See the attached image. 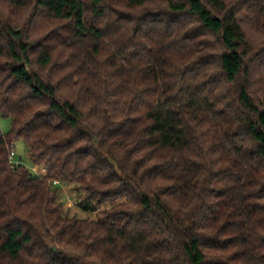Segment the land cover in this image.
<instances>
[{
	"label": "trees",
	"instance_id": "16d2710c",
	"mask_svg": "<svg viewBox=\"0 0 264 264\" xmlns=\"http://www.w3.org/2000/svg\"><path fill=\"white\" fill-rule=\"evenodd\" d=\"M0 116V264H264V0H0Z\"/></svg>",
	"mask_w": 264,
	"mask_h": 264
},
{
	"label": "rangeland",
	"instance_id": "374dc122",
	"mask_svg": "<svg viewBox=\"0 0 264 264\" xmlns=\"http://www.w3.org/2000/svg\"><path fill=\"white\" fill-rule=\"evenodd\" d=\"M10 129L11 119L9 117L0 116V132L7 133L8 131H10ZM14 150L16 153L15 159L17 161L22 162V164H24L31 171L38 174H43L42 172H40V167L33 164L30 160L27 153V148L22 140H18L15 142ZM54 185L58 186L60 195L59 200L64 204V209L70 216H75L78 218L97 219L96 212L85 211L78 206V193L80 191L74 184L60 182Z\"/></svg>",
	"mask_w": 264,
	"mask_h": 264
},
{
	"label": "built area",
	"instance_id": "2783aa9c",
	"mask_svg": "<svg viewBox=\"0 0 264 264\" xmlns=\"http://www.w3.org/2000/svg\"><path fill=\"white\" fill-rule=\"evenodd\" d=\"M15 155H16V153H15V150H14V148L11 150V153H10V162H11V164H13L14 166L15 165H18V163H19V161H17L16 159H15ZM40 172H42V173H45L46 172V169L45 168H40ZM54 183H58V181L57 180H55L54 181Z\"/></svg>",
	"mask_w": 264,
	"mask_h": 264
}]
</instances>
